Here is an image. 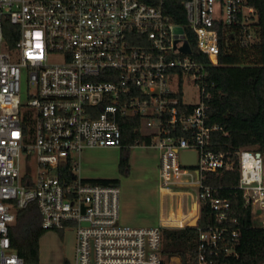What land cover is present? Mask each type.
Listing matches in <instances>:
<instances>
[{
	"label": "built area",
	"instance_id": "1",
	"mask_svg": "<svg viewBox=\"0 0 264 264\" xmlns=\"http://www.w3.org/2000/svg\"><path fill=\"white\" fill-rule=\"evenodd\" d=\"M180 3L186 25L173 21L165 0H0V264H26L10 230L33 203L44 230L74 229L73 264L164 263L162 230L183 221L170 213L155 227L125 225L120 186L80 176L76 157L124 147L128 119L139 120L135 146L151 137L148 147L159 151L160 189L211 209L213 222L199 229V264L236 256L238 236L228 234L231 204L204 185L206 173L237 169L244 205L264 226V154L211 150L213 134L226 132L208 124L207 112L208 67L222 53L255 49L259 13L250 0ZM186 85L197 89L195 103L185 100ZM185 151L195 164L182 163Z\"/></svg>",
	"mask_w": 264,
	"mask_h": 264
},
{
	"label": "trees",
	"instance_id": "2",
	"mask_svg": "<svg viewBox=\"0 0 264 264\" xmlns=\"http://www.w3.org/2000/svg\"><path fill=\"white\" fill-rule=\"evenodd\" d=\"M167 12L173 21L186 25V17L181 0H165ZM259 13L258 27L260 41L254 50L246 52L234 49L220 56L217 66H209V92L207 102L209 125H219L222 132L213 134L210 149L234 154L242 148H251L264 154V0H250ZM192 43V42H191ZM206 61V59H204ZM193 107H186L191 113ZM138 119H128L123 130V144L119 173L130 174V149L135 146L139 136L132 129ZM150 146L151 137L141 139ZM239 171L206 173L205 186L219 188L218 197L231 204V215L236 222L227 224L228 234L238 232L235 245L236 256L224 252L215 264H264V226L255 219L251 208L245 207L242 193L236 188ZM102 185H120V180H92ZM200 218L196 227L164 228L162 230V254L164 263L178 258L180 264H199V229L213 222L209 205L201 203ZM41 216L35 203L17 211L16 222L11 227L10 238L13 249L26 264H39L40 240L47 232L42 228ZM58 233L62 236L63 231Z\"/></svg>",
	"mask_w": 264,
	"mask_h": 264
},
{
	"label": "rangeland",
	"instance_id": "3",
	"mask_svg": "<svg viewBox=\"0 0 264 264\" xmlns=\"http://www.w3.org/2000/svg\"><path fill=\"white\" fill-rule=\"evenodd\" d=\"M60 58L52 57L50 62H58ZM27 84V77L24 74L22 78V86L25 90ZM185 100L190 103H195L198 100L197 89L186 85L185 87ZM145 132L149 131L144 129ZM133 150V149H132ZM137 150V149H135ZM140 150V149H139ZM131 151V149H130ZM154 150L147 151L146 157L140 159V163L137 164L136 170H133L128 176L119 175L121 199H120V211L121 204H124V200L128 198L134 199L142 210L147 215H151L155 212V208L158 209L160 201L163 203V213L165 217H169L170 213L175 220L183 221L184 226L188 225L196 217H200L199 206L200 203L190 197L182 196L177 200V196L173 197L161 192L159 188L158 178V165L159 163L153 156ZM77 160H83V168L91 171L93 174L99 177L115 178L117 177V163L116 155L109 149H98L93 151L87 158L83 156H77ZM86 161H85V160ZM137 159V158H136ZM157 163V164H156ZM81 165V167H82ZM79 174V172H77ZM174 190H184L185 188H173ZM190 191L196 196L197 190L190 188ZM132 194V196H131ZM180 203V204H179ZM123 223V222H121ZM180 223V222H179ZM179 223H174L172 228H180ZM124 224V223H123ZM133 227H140L132 225ZM45 251L39 264H73L76 256V233L73 228H69L63 231L61 236L58 231H47L45 234ZM54 239H52V237ZM166 264H180L178 258H172L166 261Z\"/></svg>",
	"mask_w": 264,
	"mask_h": 264
},
{
	"label": "crops",
	"instance_id": "4",
	"mask_svg": "<svg viewBox=\"0 0 264 264\" xmlns=\"http://www.w3.org/2000/svg\"><path fill=\"white\" fill-rule=\"evenodd\" d=\"M98 149H109L111 152H113L116 155V163H117V177L115 178H108V177H99L96 174H93L91 171L86 172L83 168V160L80 159V176L82 179L87 181L92 180H114L120 178L119 173V162H120V155L122 148H86L82 152V156L84 154V158L87 160L88 156L95 150ZM133 149V150H132ZM137 149V150H135ZM140 149V150H139ZM154 150L153 156L155 160L159 163L160 155L159 151L154 147H148V146H134L131 148L130 151V174L133 172V170H136L137 164H139L140 159H144L146 157L147 151ZM137 158V159H136ZM84 159V160H85ZM85 160V161H86ZM139 162V163H138ZM157 164V163H156ZM82 165V167H81ZM158 178H159V165H158ZM121 182V181H120ZM159 188H160V180H159ZM120 186V185H119ZM121 190V188H120ZM161 190V189H160ZM161 192L163 195L165 194L162 190ZM132 196V194H131ZM163 203L160 201L158 209L155 208V212L151 215H147L144 210H142L141 206L135 202L134 199L128 198L127 200H124V204H121V211H120V221L123 222L125 225H135L140 226L138 228H149V227H155L160 224L161 218L165 217V214L163 213ZM52 237V236H51ZM45 236H43L40 240V260L43 256V253L45 251ZM52 239H54L52 237Z\"/></svg>",
	"mask_w": 264,
	"mask_h": 264
},
{
	"label": "water",
	"instance_id": "5",
	"mask_svg": "<svg viewBox=\"0 0 264 264\" xmlns=\"http://www.w3.org/2000/svg\"><path fill=\"white\" fill-rule=\"evenodd\" d=\"M179 31H181V29H178ZM182 50L184 52L190 53L191 49L190 46L188 44H185L184 47L182 48ZM182 163L185 165H193L196 163V154L194 152H190V151H185L182 153ZM199 216L196 217L195 219H193L188 226L190 227H196L198 225V221H199Z\"/></svg>",
	"mask_w": 264,
	"mask_h": 264
}]
</instances>
